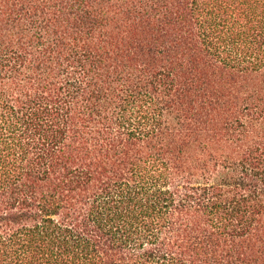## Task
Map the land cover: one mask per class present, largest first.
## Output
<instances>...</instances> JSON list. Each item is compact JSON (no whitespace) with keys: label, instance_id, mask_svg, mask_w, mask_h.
<instances>
[{"label":"trees","instance_id":"1","mask_svg":"<svg viewBox=\"0 0 264 264\" xmlns=\"http://www.w3.org/2000/svg\"><path fill=\"white\" fill-rule=\"evenodd\" d=\"M0 264H264V0H0Z\"/></svg>","mask_w":264,"mask_h":264}]
</instances>
